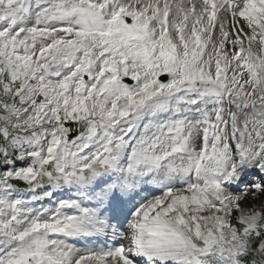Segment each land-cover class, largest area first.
<instances>
[{
    "label": "snow or ice",
    "instance_id": "6c2138e0",
    "mask_svg": "<svg viewBox=\"0 0 264 264\" xmlns=\"http://www.w3.org/2000/svg\"><path fill=\"white\" fill-rule=\"evenodd\" d=\"M0 264H264V0H0Z\"/></svg>",
    "mask_w": 264,
    "mask_h": 264
}]
</instances>
